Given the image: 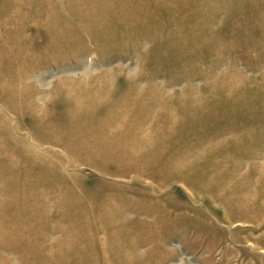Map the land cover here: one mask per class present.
I'll return each mask as SVG.
<instances>
[{
    "label": "rangeland",
    "instance_id": "374dc122",
    "mask_svg": "<svg viewBox=\"0 0 264 264\" xmlns=\"http://www.w3.org/2000/svg\"><path fill=\"white\" fill-rule=\"evenodd\" d=\"M0 264H264V0H0Z\"/></svg>",
    "mask_w": 264,
    "mask_h": 264
}]
</instances>
